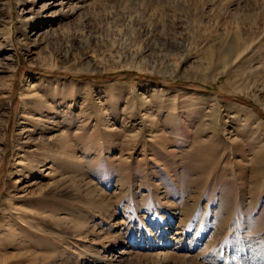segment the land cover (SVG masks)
<instances>
[{"label": "rangeland", "instance_id": "obj_1", "mask_svg": "<svg viewBox=\"0 0 264 264\" xmlns=\"http://www.w3.org/2000/svg\"><path fill=\"white\" fill-rule=\"evenodd\" d=\"M257 256L264 0H0V264Z\"/></svg>", "mask_w": 264, "mask_h": 264}, {"label": "bare ground", "instance_id": "obj_2", "mask_svg": "<svg viewBox=\"0 0 264 264\" xmlns=\"http://www.w3.org/2000/svg\"><path fill=\"white\" fill-rule=\"evenodd\" d=\"M257 258H258V256H257ZM263 263H264L263 258H262V257H259V258H258V264H263Z\"/></svg>", "mask_w": 264, "mask_h": 264}]
</instances>
